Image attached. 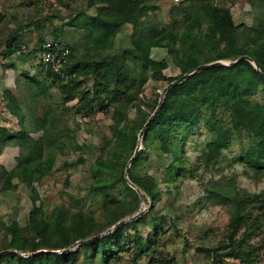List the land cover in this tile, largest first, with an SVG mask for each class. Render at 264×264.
Wrapping results in <instances>:
<instances>
[{"label":"trees","instance_id":"16d2710c","mask_svg":"<svg viewBox=\"0 0 264 264\" xmlns=\"http://www.w3.org/2000/svg\"><path fill=\"white\" fill-rule=\"evenodd\" d=\"M190 1L195 4L198 2ZM85 8L89 13L79 11L67 17L64 23V26L74 31H85L80 38L83 41L82 52L75 50V41L72 42L70 37L67 41L63 37L65 42L58 40L62 36L60 30L55 29L51 32V40L58 41L69 49L63 73L74 74V79L64 82L53 73L39 67L45 70L47 78L51 79L54 85L64 91L65 102L73 100L80 93L78 88L84 82L82 78H85L91 80V85L90 89L79 97L83 106L90 111L92 109L90 103L96 99L100 111L112 107V124L109 128L116 139V149L110 160L98 161L96 166L91 168L92 174L97 177L92 191L99 201L101 199L103 206L107 203L114 206L113 208L120 209L126 204L124 200L129 199L130 203L138 208L137 195L125 183L123 173L127 160L133 155L138 130L144 124L146 116L142 117L133 131H125L121 124L127 120L125 114L127 105L135 99L137 89L148 78L147 74H154L164 68L161 61L155 62L150 59V50L163 48L168 53L179 54L177 58L179 75L169 78V83L197 66L218 60L237 59L241 56L253 60L258 71L264 75V26L260 30H250L243 25H235L227 8L201 4L196 5L191 13L182 10L186 24L174 31L143 28L140 19L146 17L149 8L143 0H86ZM2 19L3 16L0 15V22ZM123 25L131 26L129 47L116 53L108 52L113 48L115 36ZM239 40L241 44H238ZM20 51L15 36L4 41V59L10 55H19ZM204 51H207L206 57L200 59L205 55ZM127 64H130V67ZM24 76L36 85L41 93L49 88L36 79ZM88 92L91 99H85ZM256 92L260 96L259 102L251 99ZM101 95L104 98L100 100ZM1 100L7 113L17 120L19 129L10 132L0 127V153L8 147L17 149L15 161L20 173L19 180L25 188L32 190L33 183L39 182L52 166L51 150L58 142L62 145L63 141L60 142V133L55 134L56 122L53 114L47 125L50 108H47L36 127V130H42V135L34 140L30 136L33 132L30 129L31 123L25 121L22 108L12 91L3 89ZM156 104L153 103L150 113H153ZM134 108L135 118L140 117L142 113L139 107ZM218 111L225 113L227 126L223 125L221 117L216 118ZM199 124L211 133L210 141L205 144L201 154L202 161L207 162L216 158L221 149L227 148L233 132L243 133L248 139V144L241 147L237 160L255 175H264V78L246 61L230 67H214L194 74L166 91L161 105L143 131L140 139L143 149L137 151L131 160L126 177L150 202L157 200V194L154 195L143 179L134 173L136 164L147 160L146 148L148 149L149 144L155 141L156 148L166 163L164 172L167 177L170 181L182 177L185 168L189 169V165H186L181 147L187 136ZM43 151L47 155L41 160L40 154ZM124 152L128 155L125 159L120 155ZM0 179L1 190L10 189V176L4 173L1 166ZM237 195L234 199H220L216 195H211L232 207L226 228L229 230L228 240L231 242L232 236L242 229L235 249H231L226 256L233 259L242 258L247 264H263L259 258L254 261V248L241 249L240 245L259 234L255 232L260 225L258 216L264 217V194L248 195L240 192ZM250 204H255L252 207L258 211L254 221L250 220V214L244 212V206ZM137 208L125 214L114 213V209L112 214L109 213L103 229L123 220L125 216L131 217L137 212ZM81 217L83 215H79L80 219ZM144 217L145 214L117 227L108 235L81 244L71 253H39L24 258L7 254L0 257V262L9 259L12 264H65L68 257H75L78 251L84 255L88 250L91 251V255L99 254V258L102 259L105 253L115 254L123 239L131 241L135 260L146 250L142 236L137 230V225L143 222ZM63 220L59 210L49 217L41 211L32 210L28 214V226L35 238L47 242L55 233L60 236V243L46 248L45 243L36 241L34 245L26 247V240L20 237L17 225L11 223L9 226L0 227L4 236H8L5 249L21 253H34L40 248L62 249L72 242L83 241L91 238L93 234L102 232V229L93 230L94 225L92 226L89 220H80V224L73 225L70 229L69 238L65 236ZM127 229L132 233H124Z\"/></svg>","mask_w":264,"mask_h":264},{"label":"rangeland","instance_id":"374dc122","mask_svg":"<svg viewBox=\"0 0 264 264\" xmlns=\"http://www.w3.org/2000/svg\"><path fill=\"white\" fill-rule=\"evenodd\" d=\"M85 1L0 0V15L3 16L0 22V71H3L5 67L9 70L7 73H12L9 76L10 80L5 77L2 85L5 83L12 85L13 81L11 91L22 108L25 121L31 123L32 139L35 140L42 135V130H36V127L47 108H50L47 125L53 114L56 122L55 134L60 133V142L63 141L62 145L58 142L51 150L52 166L39 182L33 183L32 190L25 188L19 180L20 173L15 161L17 149L7 148L14 150V157L8 153L2 156L4 161L2 169L10 176V189L2 191V179H0V227L15 223L20 237L26 240V247L34 245L36 241L45 243L46 248L60 243V236L55 233L52 238H48L47 242L35 238L28 226V214L32 210L41 211L46 217L59 210L65 223L63 225L65 236L71 238L70 229L73 225L80 224V220H89L91 225H94L93 230L102 229V232L91 235L93 237L110 228L103 229V226L114 209V213L125 214L137 208L130 203L129 199L124 200L126 204L120 209L113 208L114 206L107 203L103 206L101 199L99 201L92 191L97 177H94L91 168H94L98 161L110 160L116 149V139L109 128L112 124V107L106 111H100L96 105V99L90 103L92 107L90 111L83 106L79 97L90 89L91 85V80L85 78H82L84 82L78 88L80 93L73 100L65 102L64 91L54 85L52 80L47 78L45 70L35 62L36 49L42 41L52 39L51 32L55 29L60 30L62 34L58 40L64 41V37L67 41L70 37L72 42L75 41V50L82 52L83 41L80 38L85 31H74L64 26V23L67 17L79 11L89 13V10L85 8ZM143 2L149 7L146 17L140 19L143 28L177 30L186 24L182 10L191 13L196 5L200 4L227 8L235 25H243L250 30H260L264 26V0H198L196 4L190 3V0H143ZM202 29H204L203 26ZM130 34L131 26H121L115 36L113 48L108 52L116 53L120 49L129 47ZM11 36L16 37L20 50L23 52L4 59V41ZM238 44H241V40ZM175 48L178 49V46ZM204 53L205 55H202L200 59L206 57L207 51ZM177 55L168 53L163 48L150 50V59L155 62L161 61L164 68L154 74H147L148 78L137 89L135 99L127 105L125 110L127 120L121 124V127H125V131L135 130L143 116H146L145 122L151 116L150 108L153 103L158 102L162 89L169 84L168 79L179 75L177 67L179 54ZM235 60L214 62L229 63ZM127 65L130 67V64ZM24 75L36 79L49 88L41 93L36 85L24 78ZM0 76L3 77L4 74L0 73ZM1 92L2 87H0V113H3V117H0V124L12 123L11 128L16 131L19 129L17 120L12 117L5 118L7 116L3 112L4 103L1 100ZM90 95L88 92L85 99H91ZM99 98L101 100L104 96L101 95ZM251 99L259 102V93L256 92ZM136 106L142 113L137 118L134 114ZM220 117L223 119V125L227 126L225 113L218 111L216 118ZM25 121L24 124H26ZM210 137L211 133L202 124H199L187 136L181 147V153L189 169L185 168L184 175L174 180L170 181L164 172L166 163L164 159L162 160L155 141L149 144L148 149L146 148L147 160L136 164L134 173L143 179L154 195L157 194V200L153 202H150L140 191V198L136 194L139 201L136 211L141 202L145 214L143 222L137 225L146 248L140 257L133 259L131 241L123 239L115 254L105 253L101 259L99 254L91 255L89 250L84 255L78 251L75 257H68L65 264H83L84 262L90 264H247L242 258L233 259L226 256L231 249H235V243L240 238L242 229L232 236L231 242L228 240L229 230L226 228L232 207L230 204L221 203L218 198L211 195H216L220 199H234L240 192L248 195L264 194V175L257 176L238 162L237 155L241 147L248 144V139L243 133L233 132L227 148L221 149L216 158L207 162L202 161L201 154L205 144L210 141ZM139 145L142 150L141 141ZM46 155L43 151L40 159L44 160ZM120 155L123 159L128 156L125 152ZM252 206L255 204L245 205L244 212L250 214V220L254 221L258 211ZM79 215L83 217L80 219ZM128 217L130 216L122 219ZM159 217L163 219L159 220ZM258 217L260 225L255 233L259 234L253 238L250 237L245 243L243 241L240 248H254V261L259 258L264 264V217ZM124 233L131 234L132 231L127 229ZM7 238L8 236H4L1 228L0 253H6L0 257L7 254L19 256L16 254L18 253L24 258L34 253L59 254L64 249H69L68 253H71L78 249V246L74 245L78 241H75L62 249L40 248L34 253H21L5 249ZM0 264L12 263L9 259H5Z\"/></svg>","mask_w":264,"mask_h":264},{"label":"water","instance_id":"95a60500","mask_svg":"<svg viewBox=\"0 0 264 264\" xmlns=\"http://www.w3.org/2000/svg\"><path fill=\"white\" fill-rule=\"evenodd\" d=\"M241 61H246L248 62L250 65L253 66L254 70L262 77L264 78V75L262 73H260L257 69V66L256 64L254 63L253 60H251L250 58L246 57V56H241L239 58H237L235 61L233 62H229V63H222V62H211V63H208V64H203V65H200V66H197L196 68H194L193 70L181 75L179 78H177L176 80L172 81L171 83H169L166 87H164L162 89V92L159 96V99H158V102H157V106L155 107L153 113L151 114V116L147 119V121L144 123L143 125V128L142 130L139 131L138 135H137V140H136V146L134 148V152H133V155L132 157L128 160L127 164L125 165V168H124V173H123V178H124V181L125 183L127 184L128 187H130L140 198V192L138 191V189L132 185L127 177H126V174H127V170H128V167L130 165V162L131 160L135 157L137 151L140 150V145H139V141L142 137V134H143V131L144 129L146 128V126L149 124V122L152 120V118L154 117L155 115V112L157 111V109L159 108V106L161 105L162 103V100H163V96L165 94L166 91H168L169 89H171L172 87L180 84L181 82L185 81L186 79H188L189 77L193 76L194 74H197L201 71H204V70H207V69H210V68H214V67H230V66H233ZM144 214V207H143V204L140 202L139 204V209L138 211L133 214L131 217L129 218H125L123 220H120L118 222H116L114 225H112L110 228H108L105 232H103L102 234L100 235H96V236H93L89 239H86V240H83V241H78L77 243H75L74 245L75 246H79L81 244H85V243H88L96 238H99V237H102V236H105V235H108L109 233H111L112 231H114L117 227L123 225V224H126L130 221H133L135 220L136 218L142 216ZM70 250L69 249H64V250H61L59 252V254H66L68 253ZM41 252V251H40ZM6 252H2L0 253V255L2 254H5ZM39 253V252H38ZM17 255L20 256V254L16 253ZM34 254H37V253H34ZM32 254V255H34Z\"/></svg>","mask_w":264,"mask_h":264},{"label":"built area","instance_id":"2783aa9c","mask_svg":"<svg viewBox=\"0 0 264 264\" xmlns=\"http://www.w3.org/2000/svg\"><path fill=\"white\" fill-rule=\"evenodd\" d=\"M23 51L21 50L20 53ZM69 49L58 41L45 40L35 52V62L38 66L48 70L64 82L74 79V74L66 75L63 69L67 63Z\"/></svg>","mask_w":264,"mask_h":264},{"label":"crops","instance_id":"0c3cea01","mask_svg":"<svg viewBox=\"0 0 264 264\" xmlns=\"http://www.w3.org/2000/svg\"><path fill=\"white\" fill-rule=\"evenodd\" d=\"M7 67V66H6ZM4 68V70L2 71H0V73H3L4 74V76L2 77V76H0L1 78H0V87H2V90L3 89H9V90H11L12 89V87H13V81H12V85H9L10 83H5V84H3L2 85V82H3V80L5 81V77H6V79H9L10 80V78H9V76L12 74V73H7L9 70L7 69V68H5V67H3ZM2 68V69H3ZM3 112H5L4 114H6V116L7 117H5V118H11V116L7 113V111L3 108ZM2 114L3 113H0V117L2 116ZM3 117V116H2ZM12 119H14L13 117H12ZM7 120H9V119H7ZM12 123L10 124V125H8V122H6V123H2V124H0V127H3V128H6L8 131H10V132H16V131H18V129L16 130V131H14V129L13 128H11L12 126ZM7 150V151H6ZM3 152H6V153H3ZM11 154L13 157L15 156L14 155V150L13 149H11V150H8L7 148H5L3 151H2V154H0V166L1 167H3L2 165L4 164V161H3V155L4 154Z\"/></svg>","mask_w":264,"mask_h":264}]
</instances>
